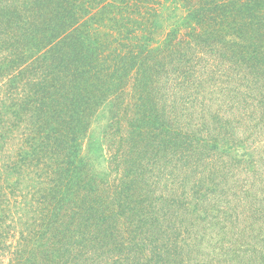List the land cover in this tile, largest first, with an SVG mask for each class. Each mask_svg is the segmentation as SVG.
<instances>
[{
    "label": "trees",
    "instance_id": "16d2710c",
    "mask_svg": "<svg viewBox=\"0 0 264 264\" xmlns=\"http://www.w3.org/2000/svg\"><path fill=\"white\" fill-rule=\"evenodd\" d=\"M0 130V264H264V0H0Z\"/></svg>",
    "mask_w": 264,
    "mask_h": 264
},
{
    "label": "rangeland",
    "instance_id": "374dc122",
    "mask_svg": "<svg viewBox=\"0 0 264 264\" xmlns=\"http://www.w3.org/2000/svg\"><path fill=\"white\" fill-rule=\"evenodd\" d=\"M98 131H99V126H98V127L95 126L94 129H93V132H96V133H97ZM1 132H2V130H0V133H1ZM1 139H2V138H1V136H0V142H1ZM0 150H1V147H0ZM3 170H5V169H3Z\"/></svg>",
    "mask_w": 264,
    "mask_h": 264
}]
</instances>
